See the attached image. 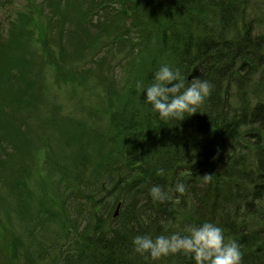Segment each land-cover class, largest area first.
<instances>
[{"label": "trees", "instance_id": "1", "mask_svg": "<svg viewBox=\"0 0 264 264\" xmlns=\"http://www.w3.org/2000/svg\"><path fill=\"white\" fill-rule=\"evenodd\" d=\"M26 1L27 10L20 12L34 22L28 37L35 54L18 47V40L11 41L16 33L14 20H10L7 36L0 35V50L16 45L21 51L10 61L17 64L9 69L13 72H0V107L4 101L13 116L12 130L3 140L10 135L7 139H13L12 145L21 144L25 151L37 143L42 147L57 144L59 133L53 137L50 133L53 117L46 118L35 132L19 115L31 113L47 93H57L55 81L82 86L98 70L93 74L98 77L96 85L108 90L101 73L103 67L108 73V63L101 58L104 51L91 53V46L102 45L108 52L112 47L132 50L130 66L127 61L121 70L126 74L123 79L131 77L127 82L136 92L133 98L128 91L117 110H108L112 105L108 107L107 102L102 114L120 130L113 135L115 146L108 153L93 156L92 171L103 174L116 196L88 230L85 226L77 229L80 222L72 219L73 212L63 211L65 222L58 231L49 232L55 240L65 241L67 251L59 254V246L52 243L37 257H47L51 251L57 259L52 264H194L180 253L157 261L145 259L134 251L132 241L137 235L153 239L184 235L186 226L211 222L223 229L226 241L239 244L241 264H264V31L257 32L258 21L249 13L251 0H124L130 1L128 9L122 0L101 4L100 0H55L50 6L44 0ZM115 7L116 12L106 15V9L108 13V8ZM163 65L179 69L186 84L199 78L213 86L197 113L180 121H164L145 103L146 92L137 84L146 89ZM47 67L53 82L46 79ZM17 80H21L20 87L14 90ZM45 81L48 89L42 90ZM29 104L30 109L24 110ZM0 113L8 115L5 108ZM77 161L65 160L64 168L58 170L80 186L98 183L97 176L85 177L86 167ZM158 168L164 169L163 176L156 175ZM68 169L76 171L72 174ZM205 174H212L208 184L202 182ZM0 180L5 184L4 175ZM178 182L185 183L186 192L173 193L172 200L154 201L149 195L153 185L167 191ZM120 199L115 216L112 209ZM38 227L46 232L43 224ZM3 239L5 245L14 242L11 233ZM69 244L73 245L70 250ZM10 263L8 258L0 259V264Z\"/></svg>", "mask_w": 264, "mask_h": 264}, {"label": "rangeland", "instance_id": "2", "mask_svg": "<svg viewBox=\"0 0 264 264\" xmlns=\"http://www.w3.org/2000/svg\"><path fill=\"white\" fill-rule=\"evenodd\" d=\"M54 1L44 0L46 6ZM122 1L124 2V8L128 9L130 1ZM26 2V0H11L4 4V1L0 0V35L3 32L4 36H7L10 20H14L16 22V33H12L11 41L18 40V47L22 45L27 48V52L30 51L35 54L34 47L29 44L30 38L28 37L34 31L32 29L34 22L30 23V15L20 12L21 10H27L25 7ZM120 2L116 7L120 6ZM88 3H90V0ZM101 3H103V0L98 1V4ZM116 7L115 9L108 8V13L106 9V15L116 12ZM249 13L252 17L254 15V18L258 21L256 22L257 32L264 31V0H251ZM54 15H57V13H54ZM77 20L79 22L83 21V16L77 18ZM54 27L57 31V25H54ZM15 46L13 48L2 46L0 62L3 61L4 63H0V72L2 70L5 73L7 71L13 72L9 69L17 66V64H13L14 61L10 62L21 53ZM91 48V53L96 50L95 53H100V50L104 51L101 58L108 63V73L104 67L101 73L109 85L108 90L97 87L98 77L96 78L93 74L98 70L93 72L89 81L82 86H78L53 82V75L47 67L46 79L54 83L53 87H57V93L53 95L51 92L47 93L48 97L46 98L45 95L41 98L39 105L33 111H30L31 113L19 114L23 120H27L26 123L34 126L35 132L39 131L37 126L46 118L53 117L51 122L53 127L50 128L51 136L53 137L59 133L55 146L44 145L45 147H42L41 143H37L38 146H29V151H25V146L21 144L13 143L15 146L12 145L13 139H7L10 135L6 137V140H3L1 137L12 130L13 116L8 114L10 112L4 101L0 107L2 111L5 108L8 114L3 116L0 113V143L2 144L0 146V159L2 161H0V175L5 176V184L0 180V259L8 258L12 264H52L56 262V255L51 251H49L47 257L40 258L37 256L48 246H51L52 243L59 246V254L62 250L67 251L64 248L65 241L55 240L54 235L49 232V229L54 230V232L58 231L65 222V216L62 212H73L72 219L76 220L77 223L80 222L76 226L77 229L81 230L85 226V229L88 230L96 222L97 217L104 216L105 204L116 196V192L109 188L107 179L103 177V174L100 175L101 173L97 170L92 171L95 162L93 156H97L100 152L108 153L109 147L115 146L113 135L118 134L119 126H111L108 122L110 117L102 113L106 109L107 102L108 107L112 105L108 110L112 108L117 110L119 105L125 102L126 93L128 91L132 92L131 88L133 86L128 85L127 82L131 77L126 76L123 79L126 74L121 70L127 61L128 66H130L129 57L132 50L112 47L108 52V50L102 49V45L99 47L91 46ZM134 54L136 53L134 52ZM35 56L38 57V54ZM128 70L131 72V67ZM112 71H115V74L111 77ZM18 74V71H16L17 76ZM98 75L99 73H97ZM20 83L21 80H17L13 84V89H18ZM122 86H124V89H122ZM126 87L128 88L127 91ZM46 89L48 88L45 81L42 90ZM262 89V92H264V87ZM132 93L134 98L136 92L133 91ZM102 94L105 99H103ZM107 96L108 100L106 99ZM30 106L31 104L24 106L27 107L24 110L28 111ZM64 118L71 120L69 121L71 126L65 122ZM118 121L120 122L119 119ZM42 131L40 130V133ZM134 139L138 140L139 137L135 136ZM113 149L116 151L115 148ZM12 154L14 158H12ZM68 159L78 160L77 162L80 165H85V177L94 179L97 176L98 183L94 182L93 186H80L76 184L72 176L66 177V172L60 171L58 168H64L65 160ZM88 160L91 161L87 162ZM66 165H70V162H66ZM75 171V169H68L67 172L74 174ZM2 189L7 192H2ZM20 193L22 194L19 199ZM90 200L93 202L91 203ZM119 201L121 202V199ZM17 205L20 206L17 207ZM5 209L8 210L7 212L10 210L6 215L4 213ZM112 210L114 215L117 216L118 212L114 211L115 207ZM34 222L37 225H34ZM39 224L44 225L46 232H43L42 227H38ZM1 232H5V235L2 236ZM8 233L12 234L14 242L5 245L3 237ZM72 246L69 244L68 250ZM26 249L27 251L24 253H18Z\"/></svg>", "mask_w": 264, "mask_h": 264}, {"label": "clouds", "instance_id": "3", "mask_svg": "<svg viewBox=\"0 0 264 264\" xmlns=\"http://www.w3.org/2000/svg\"><path fill=\"white\" fill-rule=\"evenodd\" d=\"M212 87L210 82L199 78H193L186 84L179 69L173 70L168 65L161 66L154 73L153 83L146 89L141 83L137 84L138 89L146 92L145 103L150 104L164 121H180L197 113V108L210 95ZM156 175L163 176L164 169L158 168ZM211 181L212 174L202 175L203 184ZM185 192L183 182H178L167 191L159 185L149 189L151 198L159 202L172 200L173 193L183 195ZM184 232V235H159L155 239L149 235H137L132 241L134 251L152 261L180 253L190 257L194 264H241L243 253L239 244L233 239L226 241L223 229L216 224L204 222L200 226L189 225Z\"/></svg>", "mask_w": 264, "mask_h": 264}, {"label": "bare ground", "instance_id": "4", "mask_svg": "<svg viewBox=\"0 0 264 264\" xmlns=\"http://www.w3.org/2000/svg\"><path fill=\"white\" fill-rule=\"evenodd\" d=\"M120 201H118L117 203H116V205L114 206L115 207V212L117 213L118 212V210H119V208H120V205H121V202L119 203Z\"/></svg>", "mask_w": 264, "mask_h": 264}]
</instances>
